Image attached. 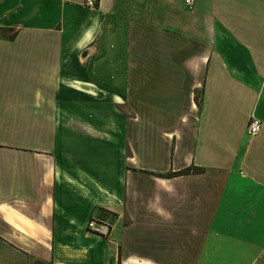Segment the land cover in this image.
Masks as SVG:
<instances>
[{
  "label": "crops",
  "instance_id": "0c3cea01",
  "mask_svg": "<svg viewBox=\"0 0 264 264\" xmlns=\"http://www.w3.org/2000/svg\"><path fill=\"white\" fill-rule=\"evenodd\" d=\"M0 264H264V0H0Z\"/></svg>",
  "mask_w": 264,
  "mask_h": 264
},
{
  "label": "built area",
  "instance_id": "2783aa9c",
  "mask_svg": "<svg viewBox=\"0 0 264 264\" xmlns=\"http://www.w3.org/2000/svg\"><path fill=\"white\" fill-rule=\"evenodd\" d=\"M84 4L87 8L92 9L97 6L98 0H84ZM184 5L187 10H191L195 5V0H184ZM261 127L262 123L254 117L250 116L246 127L247 136H249L250 138L256 136L259 133ZM86 229L89 233L105 239H108L111 232V226L109 223L99 222L95 219H91L89 223H87Z\"/></svg>",
  "mask_w": 264,
  "mask_h": 264
},
{
  "label": "trees",
  "instance_id": "16d2710c",
  "mask_svg": "<svg viewBox=\"0 0 264 264\" xmlns=\"http://www.w3.org/2000/svg\"><path fill=\"white\" fill-rule=\"evenodd\" d=\"M200 174L202 173V170H200L199 168H188V169H185L184 171H179L177 173H172V174H169L167 176H165L166 178H173V177H177V176H186V175H190V174Z\"/></svg>",
  "mask_w": 264,
  "mask_h": 264
}]
</instances>
